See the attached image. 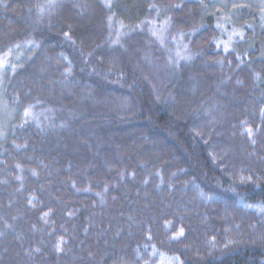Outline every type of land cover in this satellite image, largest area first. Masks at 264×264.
I'll return each mask as SVG.
<instances>
[{
  "label": "trees",
  "instance_id": "trees-1",
  "mask_svg": "<svg viewBox=\"0 0 264 264\" xmlns=\"http://www.w3.org/2000/svg\"><path fill=\"white\" fill-rule=\"evenodd\" d=\"M203 1L0 0V264H264V31Z\"/></svg>",
  "mask_w": 264,
  "mask_h": 264
},
{
  "label": "rangeland",
  "instance_id": "rangeland-1",
  "mask_svg": "<svg viewBox=\"0 0 264 264\" xmlns=\"http://www.w3.org/2000/svg\"><path fill=\"white\" fill-rule=\"evenodd\" d=\"M128 0H120V3ZM203 1V0H202ZM203 2H206L204 0ZM239 5V8H233V5ZM210 7V5H209ZM214 17L217 21V27L220 32V38L216 42L218 47L224 49L225 44H230L229 49L234 47L233 43L241 44L244 40L245 33L247 30L254 32L255 34H259L264 31V0H213V6L210 7ZM249 14L247 19L239 18L241 15ZM159 17L156 23H161L162 25H166V19L163 18L162 15L158 14ZM237 15V17L235 16ZM250 26V27H249ZM243 32V38L238 36H232L231 40L229 39L230 35L233 31ZM258 38L254 39V42L257 41ZM28 46H23L20 48H16L13 51L9 52L3 59L2 65H0V74L3 73L4 70L8 66L11 65V61L19 62L23 56L26 54ZM1 79V76H0ZM2 97L0 91V125L7 121V118L4 116L6 114L7 107L2 104ZM11 113H7L11 116ZM16 118V114L13 115ZM4 126L0 127L3 129ZM245 205H253V207H248L249 209L256 210L259 214L264 216V204H245ZM155 248V251H154ZM149 253V259L147 264H183L181 259L178 256L169 255L164 252L157 250L156 247H150L147 251ZM178 257L179 261L174 258ZM146 264V263H145Z\"/></svg>",
  "mask_w": 264,
  "mask_h": 264
},
{
  "label": "snow or ice",
  "instance_id": "snow-or-ice-1",
  "mask_svg": "<svg viewBox=\"0 0 264 264\" xmlns=\"http://www.w3.org/2000/svg\"><path fill=\"white\" fill-rule=\"evenodd\" d=\"M201 2H202V0H201ZM55 4H56V0H48V3L46 5L39 6V11L41 13H43L45 11V8H53L55 6ZM109 7H110V5H109ZM175 7H180V5H175ZM239 7H240L239 5H235V4L233 5V8H239ZM111 19L112 18L109 17V20H111ZM217 27H220V25H217ZM195 31H196V29H193V32H195ZM65 35L67 36V33H65ZM153 35H156V33L153 32ZM232 36H238L240 38H243V32L235 31L234 30L233 33L229 37L230 40H231ZM217 43H218V46H219V43L220 42H217ZM187 47H188L187 45H184V49L185 50H187ZM229 47H230V44H225L224 50L227 52L229 50ZM177 56H180V53L179 52H177ZM181 58H190V57L184 56V57H181ZM2 63L3 62L0 61V65H2ZM29 111H30V109H25V111H24L25 116H27L29 114ZM261 111H262V116H264V109H262ZM245 131L247 132V135L249 137H252L253 136V130H252L251 127L246 128ZM253 143H255L254 140H253ZM245 179L251 181L252 178L250 176L247 177V178H245L243 176L241 177V180L242 181L245 180ZM31 203H32V200L30 199L29 200V204H31ZM245 207H253V205H245ZM69 215H71V213ZM44 216L47 217L48 216V213H44ZM183 235H184V229L183 228H180L176 233H174L173 237H171V238L172 239H179ZM62 240H63V238H61V241ZM57 247H58V250H60L59 249V244L57 245ZM146 247H147V245H146ZM37 251H39V249H37ZM154 251H155V248H154ZM174 259L177 260V261H179V258L178 257H176ZM146 264H147V262H146Z\"/></svg>",
  "mask_w": 264,
  "mask_h": 264
}]
</instances>
